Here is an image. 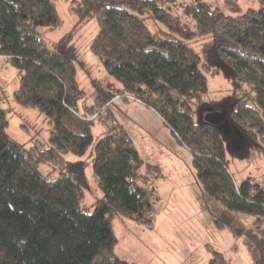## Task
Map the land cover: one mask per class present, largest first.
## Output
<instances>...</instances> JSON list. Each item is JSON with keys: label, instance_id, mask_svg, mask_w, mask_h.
Segmentation results:
<instances>
[{"label": "trees", "instance_id": "obj_1", "mask_svg": "<svg viewBox=\"0 0 264 264\" xmlns=\"http://www.w3.org/2000/svg\"><path fill=\"white\" fill-rule=\"evenodd\" d=\"M56 1L0 0V59L19 69L14 100L37 108L51 124L48 142L35 138L27 146L11 137L12 108L2 106L8 99L0 85V264H137L115 254L112 219L124 215L152 227L161 198L151 173L158 178L163 170L140 155L132 134L108 112L116 97H133L161 116L192 152L204 190L228 210L254 217L248 232L264 255V184L252 177L236 182L223 128L228 122L247 145L264 147V0L246 10L226 0L234 14L205 0L181 3L178 14V0H73L78 22H97L91 49L122 84L102 89L90 105L77 78L73 33L53 50L38 30L61 24ZM207 35L233 86L229 97L211 104L223 111L218 126L203 117L208 77L191 45ZM96 119L107 127L97 140ZM91 147L102 196L90 210L82 205L85 177L74 175L86 162H68L64 155L84 156ZM42 163H52L58 176L42 171ZM210 250L209 264H231Z\"/></svg>", "mask_w": 264, "mask_h": 264}, {"label": "rangeland", "instance_id": "obj_2", "mask_svg": "<svg viewBox=\"0 0 264 264\" xmlns=\"http://www.w3.org/2000/svg\"><path fill=\"white\" fill-rule=\"evenodd\" d=\"M72 1H56L61 19L59 26L53 29L40 26L38 30L48 47L53 50H59L58 43L64 35L73 33L71 44L77 51V78L81 87L86 90L87 103L90 105L95 103L96 96L101 94L102 89L121 88L122 84L107 72L91 49V44L99 32L97 22L93 19L78 22V16L71 9ZM205 1L227 14H234L226 0ZM238 1L243 10L258 8L261 5L259 0ZM184 2L189 0H178L173 7V13H180L181 3ZM148 23L153 29L154 22L149 20ZM191 45L201 55L205 63L203 69L208 77V92L205 96L207 105L203 106V117L214 111L223 113L219 106L211 104H219L229 97L233 86L225 67L213 57L216 53L213 36L198 38L192 41ZM5 59H0V85L7 92L8 99L2 106L12 108L7 115V133L27 146H31L35 138L48 142L51 124L37 108L24 107L14 100V92L19 88V69ZM110 84L113 86L110 87ZM130 98L135 101L133 97ZM115 99L119 100L118 97ZM121 100L123 101L122 98ZM134 101L126 109L125 103L117 102L110 106L108 111L113 112L118 120L129 126L132 132L139 128L133 122L137 114L133 109V103H136ZM102 117L107 118L106 112ZM149 118L151 127L147 129V136L136 140V145L143 158L160 164L163 170V174L158 178L154 172L151 173L161 201L152 227L124 215L113 217L112 224L118 238L115 254L137 264H209L213 257L210 250L212 246L222 252L231 264H264V255L248 232L254 217L230 211L219 200L209 195L197 175L192 152L169 130L164 131L163 135L158 133L160 130L152 126H158L156 118ZM223 128L227 135L225 141L229 168L236 182L240 183L252 177V183L264 184V147L257 144L247 145L228 122ZM106 129V124L96 119L93 124L95 140L100 138ZM156 134L162 136L165 144L159 143L157 136L151 138ZM91 149L92 147L84 156L72 153L64 155L68 162H86L82 170L77 169L74 175L76 178L85 177L87 186L82 205L90 210L96 199L102 196L93 172L92 159L89 157ZM40 169L52 177L59 174V170L52 163H42Z\"/></svg>", "mask_w": 264, "mask_h": 264}, {"label": "crops", "instance_id": "obj_3", "mask_svg": "<svg viewBox=\"0 0 264 264\" xmlns=\"http://www.w3.org/2000/svg\"><path fill=\"white\" fill-rule=\"evenodd\" d=\"M116 100H118V99H116ZM120 100L121 99H119L118 101H115L114 104L117 102H123V103H125V105H124L125 109L129 108V106H131L132 102L134 101V100H130V101H127V100H123V101L121 100L120 101ZM134 102H136V103H133L134 104L133 109H134V112H136L137 114H135L133 122L138 125V127H139L138 130H133L131 128L133 131H135V132H132L130 130L129 126H126V124L124 122H121L120 120L119 121L132 134L135 142H136V140H139L141 137H144L147 134V131H148L147 129L149 127H151V124L149 123V119H150L149 116H151V117L154 116L156 118L157 121L156 120L155 121H156L158 126H154V125H152V126L156 129L160 130V131H158V133L160 132L163 135V132L168 131V130L172 133L170 128L164 123V120L161 118V116L154 109L147 107L146 105H144L141 102H137V101H134ZM139 105L142 107H139ZM156 136H157V138H159L158 139L159 143L165 144V142H164L162 136H160V134H156L155 136H152L151 138H155ZM158 165H160V164H158Z\"/></svg>", "mask_w": 264, "mask_h": 264}, {"label": "water", "instance_id": "obj_4", "mask_svg": "<svg viewBox=\"0 0 264 264\" xmlns=\"http://www.w3.org/2000/svg\"><path fill=\"white\" fill-rule=\"evenodd\" d=\"M222 115L218 111L210 112L206 115L205 119L216 126L220 125Z\"/></svg>", "mask_w": 264, "mask_h": 264}]
</instances>
